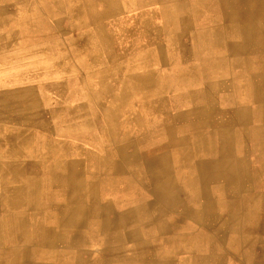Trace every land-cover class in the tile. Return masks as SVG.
<instances>
[{"label": "crops", "instance_id": "crops-1", "mask_svg": "<svg viewBox=\"0 0 264 264\" xmlns=\"http://www.w3.org/2000/svg\"><path fill=\"white\" fill-rule=\"evenodd\" d=\"M263 129L264 0H0V264H264Z\"/></svg>", "mask_w": 264, "mask_h": 264}, {"label": "bare ground", "instance_id": "bare-ground-1", "mask_svg": "<svg viewBox=\"0 0 264 264\" xmlns=\"http://www.w3.org/2000/svg\"><path fill=\"white\" fill-rule=\"evenodd\" d=\"M169 1V0H168ZM212 3V2H211ZM200 17V16H199ZM259 96V95H258ZM258 98V97H257ZM3 120V119H2ZM248 118L245 117V118H242L240 121H247ZM11 121V120H10ZM17 121V120H16ZM200 133L202 135H200L201 137H199L198 139H196L198 141V143H201V145L203 146V150H209V152H215L216 154L219 155H223V153H233L235 154V151H236V143H238L237 139L241 138V139H245L247 140L246 142H252V130L249 131V130H237V131H234V130H231L229 128H220L219 130H215L213 131L211 134L209 135H205L204 132L200 131ZM236 136H238V138H236ZM254 141H255V144L257 146H260L259 150L260 153L257 154L258 156H262V158H264V129L261 130V131H257L254 135ZM220 140V141H219ZM217 141H219V146L215 143H217ZM221 142L223 144H221ZM234 143H235V148H234ZM193 154V153H192ZM245 161V160H244ZM244 161H236L235 162V166H236V169H238L239 167H241L242 169L244 170H247L249 169V163L247 165V161L244 162ZM245 163V164H244ZM243 166V167H242ZM243 170V172H244ZM34 179V178H33ZM21 181H24V180H21ZM32 182V181H31ZM33 185L35 183H32ZM83 183H76L75 185L78 186V185H82ZM27 185L26 182H24L22 184L23 188ZM36 186L35 187H38L37 185L38 184H35ZM90 185V184H89ZM95 185V184H94ZM31 186V185H29ZM28 186V187H29ZM26 189V188H25ZM79 189V188H78ZM92 189V188H91ZM32 195V194H31ZM34 197H32V201H37L38 200V195H33ZM252 196V195H251ZM250 198V197H249ZM28 201V200H27ZM252 201V200H251ZM250 204V203H249ZM252 204V203H251ZM248 206V205H247ZM252 207V205H249ZM243 207V206H242ZM246 212V211H245ZM244 212V213H245ZM247 213V212H246ZM250 213V212H249ZM251 214V213H250ZM245 217H246V214H245ZM243 220H244V216H243ZM3 223V224H2ZM5 222L4 221H1L0 220V226H1V232H0V236L3 235V231L5 229ZM17 224V223H16ZM4 226V227H3ZM18 228L17 226L15 225H11L10 226V229L14 230ZM11 230V232H12ZM22 231V235H24L25 233H29L28 231L25 232V230H21ZM14 234H16V232L14 231Z\"/></svg>", "mask_w": 264, "mask_h": 264}]
</instances>
